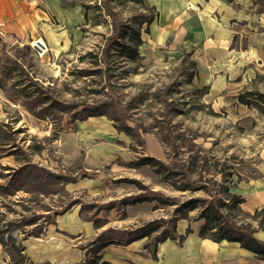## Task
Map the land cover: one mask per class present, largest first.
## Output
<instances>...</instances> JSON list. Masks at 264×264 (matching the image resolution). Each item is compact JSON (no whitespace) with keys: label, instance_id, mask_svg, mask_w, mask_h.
<instances>
[{"label":"rangeland","instance_id":"obj_1","mask_svg":"<svg viewBox=\"0 0 264 264\" xmlns=\"http://www.w3.org/2000/svg\"><path fill=\"white\" fill-rule=\"evenodd\" d=\"M82 2L89 5L88 23L83 38L69 47L52 46L42 37L47 50L38 55L29 38L3 36L0 118L7 121L1 122L0 145L19 144L12 157L19 165L30 162L20 172L17 161L7 160L14 167L0 163V248L15 257L12 245L26 254L31 242L53 231L56 212L79 203L82 216L100 219V229L113 228L110 233L117 237L131 236L142 226L156 227L152 237L169 234L176 220L193 219L212 197L227 200L222 171L237 174L264 164L263 101L257 106L238 99L247 90L264 93V58L231 69L228 84L202 86L189 60L156 58L135 44V33L145 35L142 20L152 11L135 0ZM237 40L243 46L245 38ZM18 41L29 46L20 55ZM131 48H136L134 57L126 55ZM90 105L103 115L80 119ZM66 133L78 136L79 152L120 150L102 168L110 175L95 172L100 182H88L82 154L70 160L61 155L70 150L63 141ZM144 156L161 161L162 169L141 163ZM180 184L190 188L177 189ZM130 196L147 199L125 203ZM191 198L202 202L176 210ZM226 215L252 227L246 214L231 210Z\"/></svg>","mask_w":264,"mask_h":264},{"label":"crops","instance_id":"obj_2","mask_svg":"<svg viewBox=\"0 0 264 264\" xmlns=\"http://www.w3.org/2000/svg\"><path fill=\"white\" fill-rule=\"evenodd\" d=\"M82 4L86 3L82 0H0V35L12 36L15 41L40 37L52 46L69 47L83 38L88 23ZM142 8L153 12L152 19L147 24L144 22L145 35L140 37L142 49L156 58L189 60L194 67V78L202 86L228 84L227 74L231 69H243L252 60L264 58V9L258 10L257 0H142ZM238 38H245L243 46L236 44ZM3 114L0 102V115ZM2 121H7V117L0 118L1 127ZM63 138L70 143V150H63L62 157L70 160L82 154V170L89 175L88 182H100L95 172L110 175L102 168L109 166L112 154L120 150L94 151L88 147L79 152L82 146L78 136L66 133ZM3 145H0L5 149L0 154V163L14 167L7 161L14 160L19 165L20 160L12 157L19 144ZM110 169L115 171L113 167ZM235 176L230 191L242 197L240 208L251 214L264 207V164L256 170L243 169ZM56 214L50 235L29 242L31 247L24 254L27 261L78 264L98 255V264L102 261L109 264H264V259L239 241L225 238L217 241L199 235L203 217L176 220L171 235L156 243L147 235L104 243L95 238L107 227H95L96 217L82 216L80 203ZM252 227L253 236L264 244V223L259 227V222L253 220ZM0 249V264H18Z\"/></svg>","mask_w":264,"mask_h":264},{"label":"trees","instance_id":"obj_3","mask_svg":"<svg viewBox=\"0 0 264 264\" xmlns=\"http://www.w3.org/2000/svg\"><path fill=\"white\" fill-rule=\"evenodd\" d=\"M137 1L141 8H142V0H135ZM258 3V10H262L264 9V0H257ZM83 8L85 9V20L87 22V20L89 19V16L87 14V7L89 6L88 3L87 4H82ZM152 19V15L146 16L144 17V19L142 20V22L144 23H148L150 20ZM114 39H116V37H114ZM115 42L118 43V45L124 47L126 49V51L129 50V45H125L122 42H119L117 40H114ZM136 42V45H140L142 43V40L140 38V33L139 31H137L135 33V36L133 38ZM3 40V36L0 35V43H2ZM1 48H3V43L0 44ZM29 46L28 44H23L22 46H17L15 48L16 53L18 52L19 55L22 54V50L24 49H28ZM19 49V50H18ZM109 49V47L107 48V50ZM137 54L136 48L133 49L131 48V50L129 52L126 53L127 56L129 57H134ZM17 65H21L20 62L16 63ZM97 71H99V69H96ZM92 70H89V72H84L86 74L91 73ZM0 87H3L2 83L0 82ZM207 86H205L206 88ZM257 95L256 97H253L250 95ZM238 99L245 105H251L256 104L258 106V101L261 102L263 101L264 104V93H255L251 90H247L246 91V95H239ZM253 101V102H252ZM77 104L75 105H69L71 108H75ZM264 106V105H263ZM68 108V107H67ZM88 109L87 114L82 116L80 119H86L87 117H90L91 115H103V112L99 109H97L95 106L90 105V107L86 108ZM264 110V108H263ZM74 114V113H72ZM140 162L141 163H145V164H150L152 167L156 166V164L158 165V167H160V169H162L163 167V163L161 161L156 160L155 157L152 156H144L142 158H140ZM27 164H30V162H27L23 165H21V167L19 168V170L17 171H21L23 168L27 166ZM9 168V167H8ZM156 168V167H154ZM159 169V170H160ZM15 172V171H14ZM234 170H227V172L222 171V178L223 180H225L226 184L224 187V193L227 195V200H225L223 197H217L214 198L212 197L209 201H207V203L205 205L200 206L199 209L200 212L197 214L198 217H203L204 218V224L201 226L200 230H199V235L204 236V237H210L213 238L214 240H223V238L227 239V240H232V241H239L240 244L247 248L248 250H253L258 256H260L262 259H264V244L259 241L255 236H253V232L254 229L253 227L250 226V224L247 225H243L241 223H236L232 220H230L226 213L229 211H235L238 213H243L248 215V217L252 220H257V217L259 215H261L259 222V227L262 226V224L264 223V207L260 208V209H256L253 213H247L246 211H243L242 208H240V203L243 201L242 197L239 194H234L230 191V187L232 184H229L230 182H232V176L234 175ZM57 177L59 178H63V176L58 175ZM126 180L125 178H121V180ZM120 180V181H121ZM133 183H137L139 188H143V184L140 183L138 180H132ZM177 189H181V190H185L187 188H190L189 185L187 184H180L178 186H176ZM144 199H147L146 197H142V196H136V197H129L128 200L125 201V203H135L136 201H142ZM200 199L197 198H191L189 200L183 201L181 202V204L179 205V207L176 209L177 211L181 210L183 207L186 209H193L194 207L198 206V202H200ZM202 202V201H201ZM58 213V212H56ZM35 222V221H33ZM153 222V221H152ZM93 224L95 227L101 226L102 225V221L100 219H94L93 220ZM156 227L155 226H151L149 229H147V227H140L137 229V232L133 233V235L128 236V237H117L115 235H112L115 229L113 228H108L106 230H104L103 232H101L100 234L97 235V237L95 238L96 240L102 241L104 243H109V241L113 240V239H122V240H126L129 241L131 239H136L137 237H141L144 235L149 236V234L151 233L152 230H154ZM173 229V228H172ZM172 229L170 231L169 234L166 235H171L172 233ZM166 235H155L152 237L153 242L156 243L157 241H161L163 240ZM0 242L3 243L2 238L0 237ZM101 244V243H100ZM13 249L15 250V255L16 257L13 255V253H11L10 251V258L11 261L14 263H18V264H24V262L26 264H34L30 261H27V258L22 254V249L18 246V245H12ZM99 244L97 245V248H99ZM96 251V250H95ZM94 251V253H95ZM8 252V253H9ZM99 258L98 255H95L92 258H86L84 261H81V263L78 264H98L97 263V259ZM39 264H49V263H39ZM99 264H109L105 261L100 262Z\"/></svg>","mask_w":264,"mask_h":264},{"label":"built area","instance_id":"obj_4","mask_svg":"<svg viewBox=\"0 0 264 264\" xmlns=\"http://www.w3.org/2000/svg\"><path fill=\"white\" fill-rule=\"evenodd\" d=\"M28 44L33 48L34 52L38 55H42L47 50L46 43L40 37L31 38Z\"/></svg>","mask_w":264,"mask_h":264}]
</instances>
